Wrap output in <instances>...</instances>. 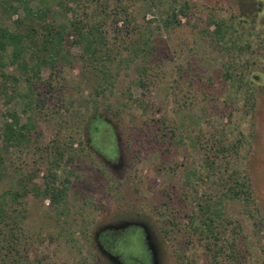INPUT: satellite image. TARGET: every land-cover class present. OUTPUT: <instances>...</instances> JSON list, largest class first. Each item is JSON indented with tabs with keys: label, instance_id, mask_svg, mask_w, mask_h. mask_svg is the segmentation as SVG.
Listing matches in <instances>:
<instances>
[{
	"label": "rangeland",
	"instance_id": "obj_1",
	"mask_svg": "<svg viewBox=\"0 0 264 264\" xmlns=\"http://www.w3.org/2000/svg\"><path fill=\"white\" fill-rule=\"evenodd\" d=\"M123 3L133 19L127 27L134 32L131 39L145 34V49L156 60L147 64L148 56L134 58L124 51L105 78L86 71L77 58L80 49L72 46L73 64L61 69L56 90L46 95L44 110L35 116V146L22 155L14 149L5 155L0 193L15 191L22 175L29 189H42L48 162L62 153L54 174L67 189L63 203L52 205L31 192L20 200L25 230L34 239L30 256H45L53 264H112L96 248V233L136 222L149 228L159 264H210L189 216L197 213L200 200H215L219 188L204 161L215 137L224 135L227 144L239 137L242 143L224 159L217 158L216 169L244 172L257 206L227 200L219 207L225 220L242 226L241 264H264V0ZM37 4L31 2L29 8L34 11ZM183 4L190 9L178 16L179 27L165 28L163 21ZM94 7L91 3L87 12ZM23 17L20 11L4 24L13 30L14 20ZM213 19L232 24L249 40L245 77L257 78L252 109L245 104L244 87L239 90L236 81L224 79L227 54L207 44ZM117 27L123 29V24ZM144 66L149 68L143 77L146 89L138 85ZM5 72L18 75L14 65ZM50 73L43 68L41 79ZM19 89L26 92L22 84ZM25 101L17 98L5 105L0 97V127L12 120L10 115L20 124L33 120ZM94 116L108 125L97 139L87 133ZM256 209L263 224L255 230L248 215ZM107 236L101 244L122 264H149L141 231L117 230Z\"/></svg>",
	"mask_w": 264,
	"mask_h": 264
},
{
	"label": "trees",
	"instance_id": "obj_2",
	"mask_svg": "<svg viewBox=\"0 0 264 264\" xmlns=\"http://www.w3.org/2000/svg\"><path fill=\"white\" fill-rule=\"evenodd\" d=\"M34 1H38V4L33 11L29 6ZM91 3L95 7L89 14L87 10ZM126 9L123 0H0V97L4 98L5 105L17 98H24L25 107L34 115L33 120L28 119L24 124L10 115L12 120L0 127V175L4 173L5 155L10 150L14 149L22 155L35 146L34 138H31L36 133L35 116L39 115V110H44L42 103L46 95L56 90V80L61 69L73 64L72 46L80 49L77 58L83 62L86 71L98 72L105 78H108L110 65H114L118 58L121 61L124 51L130 52L134 58L139 55L148 56L147 64L156 60L155 56H151L153 53L145 49V34L140 32L137 39H131L134 32H130L127 27L133 19ZM189 9L187 4L172 9L163 21V26L167 29L179 27L178 16H186ZM20 11H23L24 17L14 20V29L10 30L4 23ZM93 18L96 21L92 22ZM120 23L123 29L117 27ZM210 27H213L211 32L208 33L206 29L211 37L207 44L227 54L224 79L236 81L239 90L244 87L245 104L252 109L255 104L253 83H256L257 78L245 77L251 62L245 59V53L251 48L249 40H243L244 34L223 19L209 20L207 28ZM157 62L158 66L161 65L160 59ZM8 65H14L18 75L6 74ZM43 68L50 70L53 79L51 76L45 81L41 79ZM148 71L147 66L142 68V79L138 83L144 89L147 84L143 77L148 75ZM21 84L26 88L24 94L19 91ZM107 127L100 117L94 116L87 133L97 139L102 134L101 130ZM215 138L210 153L205 157L204 169L214 178L219 190L215 200H200L202 202L197 204V213L189 216V220L191 224H196L194 231L209 256L210 264H241V258L244 257L239 248L242 226L225 220L219 206L227 200H241L247 205L256 203L250 180L244 172L228 173L224 167L225 171L221 173L215 166L217 158L224 159L226 154L233 152L234 147L242 143L241 137L236 138L232 144L226 143L224 135ZM61 156L62 153L57 152V156L48 162L50 170L43 179L42 189L36 185L29 189L28 182L20 173L22 178L17 189L0 193V264H53L45 256H30L34 239L25 230V205L20 200L31 192L42 199H48L52 205L63 203L67 189L64 182H60L54 174ZM69 160H73L72 156ZM190 175L195 173L191 172ZM255 212L248 216L255 230L262 229L260 211L256 209Z\"/></svg>",
	"mask_w": 264,
	"mask_h": 264
},
{
	"label": "water",
	"instance_id": "obj_3",
	"mask_svg": "<svg viewBox=\"0 0 264 264\" xmlns=\"http://www.w3.org/2000/svg\"><path fill=\"white\" fill-rule=\"evenodd\" d=\"M129 226H135V227L142 229V233L144 236V242H145L147 251L149 252L150 264H159L158 252H157L156 246L153 242V237L150 233L149 228L145 224L135 223V222L134 223L126 222V223H122V224L117 225V226H110L108 228H105L104 230L110 229V230H121L122 231ZM110 259H111L112 264H122L118 260L117 257L111 256Z\"/></svg>",
	"mask_w": 264,
	"mask_h": 264
},
{
	"label": "flooded vegetation",
	"instance_id": "obj_4",
	"mask_svg": "<svg viewBox=\"0 0 264 264\" xmlns=\"http://www.w3.org/2000/svg\"><path fill=\"white\" fill-rule=\"evenodd\" d=\"M131 223H134V222H131ZM136 223V222H135ZM108 227H110V226H107V227H105V228H108ZM105 228H103V229H100L97 233H96V235H95V239H94V241H95V245H96V248L100 251V253L102 254V255H104V257H106L110 262H111V256H113L111 253H109L104 247H103V245L101 244V238H102V236H104V237H106L105 239L106 240H108V233L109 232H111V231H117V230H110V229H107V230H104ZM130 229H137V230H139V231H141L142 232V229H140V228H138V227H135V226H129V227H127V228H125L124 230H122V231H126V230H130ZM147 253L149 254V252L147 251ZM112 263V262H111Z\"/></svg>",
	"mask_w": 264,
	"mask_h": 264
}]
</instances>
